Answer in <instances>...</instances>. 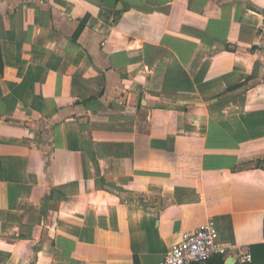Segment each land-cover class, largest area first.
Here are the masks:
<instances>
[{
	"label": "crops",
	"instance_id": "1",
	"mask_svg": "<svg viewBox=\"0 0 264 264\" xmlns=\"http://www.w3.org/2000/svg\"><path fill=\"white\" fill-rule=\"evenodd\" d=\"M118 1L0 0V264H264V0Z\"/></svg>",
	"mask_w": 264,
	"mask_h": 264
},
{
	"label": "built area",
	"instance_id": "2",
	"mask_svg": "<svg viewBox=\"0 0 264 264\" xmlns=\"http://www.w3.org/2000/svg\"><path fill=\"white\" fill-rule=\"evenodd\" d=\"M217 236L216 226L207 220L194 229L184 231L181 238L154 264H190L224 253L227 247L217 241ZM242 259L250 260V256L243 255Z\"/></svg>",
	"mask_w": 264,
	"mask_h": 264
},
{
	"label": "water",
	"instance_id": "3",
	"mask_svg": "<svg viewBox=\"0 0 264 264\" xmlns=\"http://www.w3.org/2000/svg\"><path fill=\"white\" fill-rule=\"evenodd\" d=\"M103 3L105 5L111 6V7H114V6L119 7V5H120V2L118 0H103Z\"/></svg>",
	"mask_w": 264,
	"mask_h": 264
},
{
	"label": "trees",
	"instance_id": "4",
	"mask_svg": "<svg viewBox=\"0 0 264 264\" xmlns=\"http://www.w3.org/2000/svg\"><path fill=\"white\" fill-rule=\"evenodd\" d=\"M256 247H259V246H252V249H254V250H252V256L253 257H255L256 252L258 251V250H255Z\"/></svg>",
	"mask_w": 264,
	"mask_h": 264
}]
</instances>
